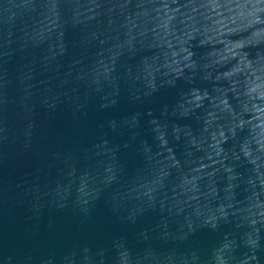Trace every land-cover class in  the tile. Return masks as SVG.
I'll return each instance as SVG.
<instances>
[{
	"label": "water",
	"instance_id": "1",
	"mask_svg": "<svg viewBox=\"0 0 264 264\" xmlns=\"http://www.w3.org/2000/svg\"><path fill=\"white\" fill-rule=\"evenodd\" d=\"M0 264H264V0H0Z\"/></svg>",
	"mask_w": 264,
	"mask_h": 264
}]
</instances>
